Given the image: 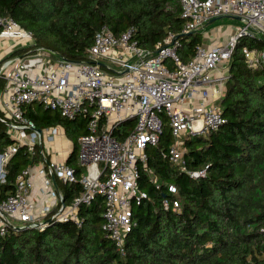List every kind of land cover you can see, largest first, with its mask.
<instances>
[{"label":"trees","instance_id":"trees-1","mask_svg":"<svg viewBox=\"0 0 264 264\" xmlns=\"http://www.w3.org/2000/svg\"><path fill=\"white\" fill-rule=\"evenodd\" d=\"M5 15L35 39L12 55L29 56L44 47L77 62L89 59L88 49L104 25L117 35L133 27L139 43L153 48L184 24L180 0H0V16ZM181 39L179 53L187 60L202 43V32ZM245 45L264 48V41L244 37L235 48L226 88L217 99L226 121L207 134L184 137L187 169H206L205 174L194 177L170 160L174 137L166 123L159 143L148 146L139 181L149 199L134 207L136 224L125 237V254L102 226L104 197L98 195L80 206L81 224L70 219L52 220L44 229L9 227L0 235V264H264V67L247 66ZM41 107H29L28 117L38 128H65L74 141L67 162L76 166L86 120ZM7 124L0 113L2 151L13 142ZM125 126L130 129L132 123ZM42 155L41 146L34 157L19 149L4 167L0 198L14 192L20 171ZM169 183L177 186L176 194L168 192ZM57 189L72 204L82 184L57 179ZM165 196L178 198L180 207L165 209Z\"/></svg>","mask_w":264,"mask_h":264},{"label":"built area","instance_id":"built-area-1","mask_svg":"<svg viewBox=\"0 0 264 264\" xmlns=\"http://www.w3.org/2000/svg\"><path fill=\"white\" fill-rule=\"evenodd\" d=\"M180 5L182 30L169 32L153 48L139 43L133 27L117 35L104 25L88 49L89 59L79 62L44 47L29 56L12 55L15 47L34 44V35L13 17L0 16V42L11 43L0 53V83L8 95L3 104L10 114L7 132L13 138L0 152L2 180L6 163L21 147L31 157L38 146L42 149V134L27 115L31 105L40 104L71 119L84 118L87 127L78 137L76 166L51 161L42 149L41 160L35 162L41 166L35 171L33 163L20 171L14 192L0 198V235L9 227L44 229L52 220L81 224L80 206L102 195V226L125 254V237L136 224L134 207L149 199L140 185V166L147 164V148L159 143L165 123L174 137L170 160L194 177L205 174L206 169H187L184 137L207 134L226 121L217 99L226 88L239 41L244 37L264 41V0H180ZM219 16L235 18L240 25L225 42L200 43L183 60L181 37L204 31ZM242 52L249 68L264 67V48L245 45ZM124 123L132 126L124 128ZM1 144L0 136V148ZM37 171L46 176L48 196L40 209L31 197ZM57 179L82 184L72 204H66L64 195L53 187ZM167 189L171 194L178 191L173 183ZM163 205L180 207L178 198L169 196Z\"/></svg>","mask_w":264,"mask_h":264},{"label":"crops","instance_id":"crops-1","mask_svg":"<svg viewBox=\"0 0 264 264\" xmlns=\"http://www.w3.org/2000/svg\"><path fill=\"white\" fill-rule=\"evenodd\" d=\"M209 27L210 26H208L204 31H200V32L202 33L205 32ZM232 33L234 32L229 33V36ZM228 37L224 39L222 43L225 42L228 39ZM218 43L220 42L213 43L210 45H214ZM8 45H11V43L7 42L4 45L3 42H0V53H2L4 49H7ZM7 96L8 95H7V91L5 90L4 84L0 83V113L4 115L9 121L10 114L8 110L5 109L4 104H3V101ZM38 105L40 104H33L30 107L36 109L35 107ZM41 129H42L41 134H42V140H43L42 149L48 155L49 160L57 161V162L67 161L73 151L74 141L67 135L65 128L61 125H55V126L49 125V126L42 127ZM8 130L9 128L7 124V131ZM51 135H52V138H49V136ZM39 164L41 166V163ZM39 164H36V163L33 164V166L35 165L34 167L35 171L38 169L37 167ZM45 178L46 176L43 173H40L38 171L35 172V176H34L35 185L32 189L31 197L36 202V208L38 209L44 208V206L47 204V201H48V196L46 193L47 187L45 186ZM53 187L56 188L55 190H58L57 186L55 187V185H53Z\"/></svg>","mask_w":264,"mask_h":264},{"label":"rangeland","instance_id":"rangeland-1","mask_svg":"<svg viewBox=\"0 0 264 264\" xmlns=\"http://www.w3.org/2000/svg\"><path fill=\"white\" fill-rule=\"evenodd\" d=\"M240 25V22L230 16H223L211 23L209 28L202 33V43L206 46L220 42L229 36V33L234 32ZM218 43V44H220ZM220 98V97H219ZM2 152V150H0ZM3 176L0 174V180Z\"/></svg>","mask_w":264,"mask_h":264},{"label":"water","instance_id":"water-1","mask_svg":"<svg viewBox=\"0 0 264 264\" xmlns=\"http://www.w3.org/2000/svg\"><path fill=\"white\" fill-rule=\"evenodd\" d=\"M219 18H221L220 16L219 17H215V18H213L212 20H211V22H213V21H215V20H217V19H219ZM40 132H41V128H37Z\"/></svg>","mask_w":264,"mask_h":264}]
</instances>
